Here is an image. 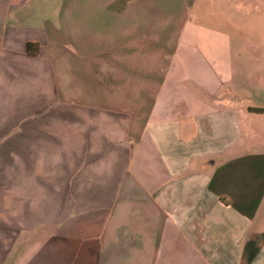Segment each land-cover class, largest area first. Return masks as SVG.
Listing matches in <instances>:
<instances>
[{
	"label": "crops",
	"instance_id": "0c3cea01",
	"mask_svg": "<svg viewBox=\"0 0 264 264\" xmlns=\"http://www.w3.org/2000/svg\"><path fill=\"white\" fill-rule=\"evenodd\" d=\"M195 2L0 0L2 248L264 264V150L248 148L264 107L232 85L236 61L264 78V44L247 23L232 41L229 22L191 20Z\"/></svg>",
	"mask_w": 264,
	"mask_h": 264
},
{
	"label": "rangeland",
	"instance_id": "374dc122",
	"mask_svg": "<svg viewBox=\"0 0 264 264\" xmlns=\"http://www.w3.org/2000/svg\"><path fill=\"white\" fill-rule=\"evenodd\" d=\"M195 4L190 7L191 20L199 16L202 23H216L222 27L225 22H229L238 31H234L229 37L232 41L244 39V23H247L250 31L255 32V36L263 41L264 44V0H193ZM191 9H193L191 11ZM263 58L261 66L264 68V45L260 47ZM244 52V51H243ZM254 57V56H253ZM235 65H241L242 74L233 75L232 85L237 88L239 94L243 96V102L249 106L264 107V78L258 79L255 84L251 78L244 80V60L236 61ZM237 91V92H238ZM241 96V97H242ZM260 120L264 124V114L258 118H253L254 123ZM258 123L264 130V125ZM257 125V126H258ZM248 148L253 151L264 150V140L260 136L255 137ZM13 239H10L12 241ZM23 239L16 238L12 246L2 248L0 239V264H25L32 253L27 252L28 247H20ZM26 248V249H25Z\"/></svg>",
	"mask_w": 264,
	"mask_h": 264
},
{
	"label": "trees",
	"instance_id": "16d2710c",
	"mask_svg": "<svg viewBox=\"0 0 264 264\" xmlns=\"http://www.w3.org/2000/svg\"><path fill=\"white\" fill-rule=\"evenodd\" d=\"M29 48H30V45H27L26 46V50H27L28 53L30 52Z\"/></svg>",
	"mask_w": 264,
	"mask_h": 264
}]
</instances>
